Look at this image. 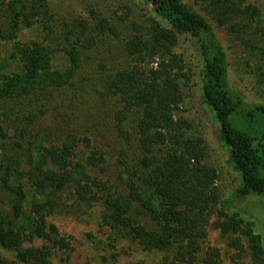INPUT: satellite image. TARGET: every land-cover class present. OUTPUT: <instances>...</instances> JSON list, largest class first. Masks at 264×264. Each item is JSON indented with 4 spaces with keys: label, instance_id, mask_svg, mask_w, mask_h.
I'll return each instance as SVG.
<instances>
[{
    "label": "trees",
    "instance_id": "16d2710c",
    "mask_svg": "<svg viewBox=\"0 0 264 264\" xmlns=\"http://www.w3.org/2000/svg\"><path fill=\"white\" fill-rule=\"evenodd\" d=\"M141 1L151 16L130 23L123 43L129 63L105 80L106 93L118 102L112 114L116 135L132 139L126 125L135 115L140 154L112 186L90 172L103 171L105 159L102 151L92 149L89 138L64 132L55 142L51 133L24 126L10 134L3 125V104L27 98L34 90L71 85L84 53L97 43L95 37L116 39L119 26L90 8L91 24L73 19L55 30L47 0H0V42L9 44L7 59L0 60V249L12 255V264H53L57 230L47 217L68 189L80 203L102 202L103 224L118 237L147 251L173 249L172 257L160 264H193L214 215L221 233H242L250 255L264 259L262 235L252 225L256 218L241 209L247 199L256 205L264 201V104L248 102L241 91L228 87L225 51L202 15L183 0ZM212 3L219 9L217 21L234 39L264 57L261 10L244 5V0ZM22 26H35L42 38L19 41ZM179 38L194 46L199 71L193 85L199 84V102L217 123L215 140L237 175V183L222 198L215 171L203 164L204 140L177 116L194 78L176 50ZM13 62L19 70L7 71ZM27 121L33 122L31 115ZM82 147L89 150L84 160ZM37 240L41 245L34 244ZM232 244L240 243L232 239ZM0 264H8L1 254ZM202 264H221L218 249L208 248Z\"/></svg>",
    "mask_w": 264,
    "mask_h": 264
},
{
    "label": "rangeland",
    "instance_id": "374dc122",
    "mask_svg": "<svg viewBox=\"0 0 264 264\" xmlns=\"http://www.w3.org/2000/svg\"><path fill=\"white\" fill-rule=\"evenodd\" d=\"M208 22L214 36L223 47L227 59L226 78L228 87L235 93H242L248 102L264 104V57L252 52L234 39L235 35L228 32L226 25L217 21L219 10L212 0H183ZM51 25L60 29L65 22L73 19H86L90 8L99 10L109 17L120 28V36L116 39L109 36H96L97 43L92 50L83 55V65L78 70L71 85L64 88H46L34 90L27 98L10 99L4 102L6 116L4 128L12 134L18 127L24 126L35 132H49L53 141L59 142L60 135L72 132L79 137H87L92 149L104 153L103 171L91 170V174L118 185V176L125 165H134L140 158L135 138V115L126 125L133 135L127 142L116 135L112 123V114L118 106L115 96L107 94L105 80L119 68L128 65L129 59L123 52V43L127 37L130 23L142 22L151 16L149 6L141 0H47ZM244 5H252L260 9V21L264 20V0H244ZM2 9H4L2 7ZM256 29H260L259 25ZM42 38L35 26L21 27L18 39L21 42L38 41ZM185 58L194 72L190 81L198 83V59L193 44L189 39L179 38L176 48ZM9 44L0 42V60L7 59ZM58 63L61 59L57 57ZM19 70L16 63H11L7 71ZM259 75V76H258ZM199 84L184 92L183 104L178 117L186 119L192 125V133L200 136L205 143L206 157L203 164L212 168L216 175V187L225 197L237 183L236 173L226 165L224 153L215 140L217 123L212 114L199 102ZM33 122L27 121L28 116ZM81 148L80 159L88 155ZM56 207L47 217L49 224L57 230V246L52 253L53 264H160L164 257H172L173 249L168 251L143 250L135 242L118 237L103 224L102 202L90 205L75 200L70 189L59 194ZM245 204V206H244ZM264 201L257 205L247 199L241 209L252 219L254 230L261 233L264 243ZM207 227L205 237L200 241V252L193 264H202L205 251L214 247L218 249L221 264H264V259H254L248 249V240L242 233H221L213 221ZM238 239L239 245L232 244ZM37 240L35 245H41ZM0 254L8 264L14 261L12 255L0 249ZM17 264V263H15Z\"/></svg>",
    "mask_w": 264,
    "mask_h": 264
}]
</instances>
